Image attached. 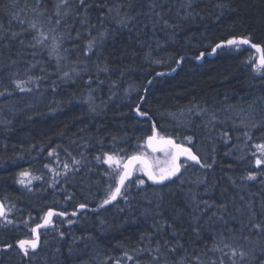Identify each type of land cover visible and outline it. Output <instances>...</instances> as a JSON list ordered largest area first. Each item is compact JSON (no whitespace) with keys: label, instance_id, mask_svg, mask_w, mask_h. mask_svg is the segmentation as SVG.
<instances>
[{"label":"trees","instance_id":"trees-1","mask_svg":"<svg viewBox=\"0 0 264 264\" xmlns=\"http://www.w3.org/2000/svg\"><path fill=\"white\" fill-rule=\"evenodd\" d=\"M58 2L0 0V202L13 221L0 220V247L32 239L30 229L50 209L97 208L116 184L104 153H143L153 162L162 156L145 148L152 125L211 167L186 163L160 187L149 186L136 167L115 204L55 217L39 232L35 254L12 249L0 264H232V248L236 264H264V231L252 228L264 224V165H255L254 147L264 143V69L254 71L249 60L256 55L243 46L222 48L201 66L191 61L232 38L264 46V0H87L86 10L74 6L56 26L48 17ZM35 19L70 33L60 59L31 46L36 33L28 21ZM101 31L104 40L85 56L89 33ZM182 57L175 76L151 79ZM29 77L30 91L15 87L14 80ZM143 95L139 110L148 119L138 120ZM73 158L80 164L65 174L63 164ZM21 172L31 183H17ZM250 173L255 180L246 179Z\"/></svg>","mask_w":264,"mask_h":264},{"label":"snow or ice","instance_id":"snow-or-ice-1","mask_svg":"<svg viewBox=\"0 0 264 264\" xmlns=\"http://www.w3.org/2000/svg\"><path fill=\"white\" fill-rule=\"evenodd\" d=\"M41 0H36L37 6H39ZM15 6V5H13ZM74 6H78L80 8L87 9V0H59L58 3L55 4V13L53 17H48V22L51 23L54 19L55 25L59 26L64 21V17L70 15V13L74 10ZM101 7H104L101 5ZM34 12H36V9H33ZM109 11H112L111 8H109ZM76 15L79 16L81 13L76 12ZM37 18L43 17L44 12H36ZM19 17V13L15 14V18ZM120 23H124L123 20L119 21ZM21 24L25 23V21L21 20ZM81 23H86L85 19L81 20ZM167 23V22H165ZM28 26L30 29L35 31V35L33 36V41L35 42L32 47H35L37 45L41 46L42 48H48L49 49V55H56L58 59H60V51L62 48V45L64 43L65 39H70V33L67 35H60L58 34V28H47L45 29L44 24L40 23L39 19H35L32 21H28ZM94 27V26H93ZM17 35V33H13V38ZM106 33L101 31L98 33L97 36H91L89 33V39L87 40V43L84 47L83 54L87 56L89 52H91L94 48H96L105 38ZM80 33L77 32V39H79ZM227 45H234L237 48H239L240 45H250L251 48L255 49L256 53L258 54V58H250L249 63H251V66L253 67L254 71L260 72L262 69H264V46L258 43H251L249 38L242 37V38H232L225 42ZM223 44H217L213 49L212 52L215 53L218 48H221ZM205 54L201 53L200 56H197L196 59H200ZM177 60L176 63L180 64L181 60ZM253 59L255 62H253ZM105 71L107 69H104ZM176 69H172V71H175ZM64 76L67 77L68 73L65 72ZM13 83L15 84V87L20 91H30L31 89L27 87L28 84L32 83V78L29 77L28 80H14ZM88 83H91V80L88 81ZM4 93L0 92V95H3ZM144 97H141V100H143ZM94 110V109H93ZM137 114L140 116H147L148 114L145 112L139 111V106H137ZM252 127H256V125H252ZM227 136V133L224 134ZM244 135L251 139V136L247 132L244 133ZM189 144L193 142V138L191 136H188L185 138ZM146 147L151 150L152 153L160 152L164 155L165 159L163 161L155 160L150 161L146 155L143 153H137L133 154L127 157V159H124L123 157H120L119 154H109L104 153L102 162L109 166L111 169V173H106V175L115 176L116 184L115 187L112 188L110 186V191L107 193V196L105 199H103V202L98 205V207L103 208L106 205L111 204L113 201L117 199L118 196L122 195V189L125 187V182L129 181L130 177L133 175V171L136 168L137 165H139L140 171L143 172L144 175L148 177L149 180H151L153 183H162L165 180H168L174 176H177L178 173H180L181 168L186 166L187 161L194 162L195 164L200 165V167H211V165H207L201 162L200 157L198 154L193 153L192 149L190 147H185L182 144L176 143L171 138H165L162 136H158L157 130L155 125H153L152 128V135L147 137L146 140ZM254 147L259 152V156H256L255 159V165L259 168L261 165H264V143L256 144ZM54 153L49 152V156H52ZM70 155V154H69ZM255 155V153L253 154ZM185 157V162L180 163V157ZM97 162H101V157L97 156L95 157ZM164 164V167H161V164ZM80 161L76 160L75 158L72 159L71 164L64 163L63 169L65 170V174L68 171H73L74 165H79ZM45 167H48V165H45ZM60 173H57L59 175ZM20 177L22 179H19L17 183H20L22 185H25L26 183H31L30 179H24L29 177V173L27 172H21ZM36 179H39V177H36ZM246 179L248 180H255L256 175L255 174H249ZM137 185H143L144 180L143 179H137L136 181ZM125 199H127L126 196H124ZM86 207L85 204H80L79 208L84 209ZM11 209H6L5 205L3 203H0V219L4 220V223L12 224L13 221L11 219L7 218V213L10 212ZM54 215H58L61 217L67 216V212H54L53 210H48L46 214L43 216L42 220L43 222L41 224H37L35 227H32L30 229L32 233V239H20L16 241L15 245L12 244H5L3 251H7L8 249H11L13 247H16L19 249V252L23 254V256L27 257L29 256V251L35 252L39 246V232L38 230L41 228H46L50 225H52V217ZM72 216L77 215L76 211H73L71 213ZM25 224L28 222L25 221ZM68 223H72L71 220L68 221ZM252 228L256 229L257 231H264V224H258L254 223L252 224ZM63 233H60V236L63 237ZM247 239V237H245ZM223 243V241H222ZM225 248H229L230 245L227 243H224ZM219 251L220 249H216ZM157 253L160 252V247L157 246L155 249ZM175 248H170L169 252H175ZM237 254V249L232 248L231 249V257L232 264H236L235 259H233ZM247 255L246 252L240 251L239 256L241 260L244 259V257ZM128 259H132V257H128ZM154 260H158L157 257H153ZM196 260L199 261V257H196ZM119 264V262H117ZM212 264H216L215 261L212 262ZM219 264H224V261L221 259Z\"/></svg>","mask_w":264,"mask_h":264},{"label":"water","instance_id":"water-1","mask_svg":"<svg viewBox=\"0 0 264 264\" xmlns=\"http://www.w3.org/2000/svg\"><path fill=\"white\" fill-rule=\"evenodd\" d=\"M222 44H223V46H222L221 48H218V49L216 50L215 53H213V52L211 51L210 53L205 54V55H204L203 57H201L199 60H198V59H193V62H194L197 66H201V65L203 64L204 60H213V59L215 58V56H216V53H217L220 49L234 46V45H227L226 43H222ZM240 46L246 47L248 50H250V51H252L253 53H255V55H256L257 58H258V54L256 53L255 49L251 48L250 45H240ZM182 62H183V61L181 60V63H180V64H177V66L174 68V69H176L175 71L156 73V74L153 76L152 79L171 78V77L175 76V74H176L177 71L179 70V68H180V66H181V64H182ZM151 82H152V80H150V81L146 84V89L151 85ZM143 97H144V95H143ZM142 102H143V100H140V102L138 103L137 106H139V108H140V105L142 104ZM137 106H136V108L134 109V117H135L136 119H138V120L148 119L147 116H140V115L137 114ZM139 111H140V110H139ZM152 128H153V125H152ZM151 135H152V134H151ZM146 140H147V139H146ZM145 148H146V151L148 152V154H150V155H157V154H160V152L152 153L151 150L148 149V148L146 147V141H145ZM179 162H180V163L185 162V157H183V156L180 157V161H179ZM187 163H189V164H190L191 166H193V167H198V166H200V165L195 164L194 162H191V161H187ZM136 167H139V165H137ZM180 174H181V171H180V173L177 174V176H174V177H172V178H170V179H168V180H165V181H163L162 183H159V184H157V183H153L151 180L148 179V177H147L146 175H144V176H145V178H146L147 183H148L149 186H152V187H160V186H164V185L170 183L171 181L177 179V178L180 176ZM125 183H126V182H125ZM118 198H119V196H118L117 199H116L115 201H113L111 204L106 205V206H104L103 208H100V207H97V208H88V207H85L84 209H80V208L78 207V208L76 209L77 215H75V216H72L71 213L68 214L67 216H64V217H61V216H58V215H54V216L52 217V221H53V219H54L55 217L62 218V219H67L68 217H70V218H77V217H78L81 213H83V212H88V213H90V214L98 213V212L103 211L104 209H106V208L112 206L113 204H115V203L117 202ZM0 203H1V202H0ZM54 212H56V211H54ZM57 213H58V212H57ZM0 220H2V219H0ZM42 222H43V220L41 221V223H42ZM41 223H40V224H41ZM46 228L51 229L52 227H51V225H50V226H48V227H46ZM43 229H45V228H41V229H39L38 232H40V231L43 230ZM15 244H16V243H15ZM15 244H13V245H15ZM39 247H40V240H39V246H38L37 250H36L35 252H32V251L30 250L29 252L32 253V254H35V253L38 251ZM0 249H3V247H0ZM12 249H16V250L19 251V249L16 248V247H13V248H11V249H8L7 251L0 250V257H1V254H3V253H7V252H9V251L12 250ZM21 254H22V253H21Z\"/></svg>","mask_w":264,"mask_h":264},{"label":"rangeland","instance_id":"rangeland-1","mask_svg":"<svg viewBox=\"0 0 264 264\" xmlns=\"http://www.w3.org/2000/svg\"><path fill=\"white\" fill-rule=\"evenodd\" d=\"M162 153H160V154H157V155H154V156H159V155H161ZM165 159V157H164V155H162V156H160L158 159H156V160H160V161H163ZM153 161V160H152ZM161 167H164L165 165L162 163L161 165H160ZM186 166H184V168H185ZM183 168V167H182Z\"/></svg>","mask_w":264,"mask_h":264},{"label":"bare ground","instance_id":"bare-ground-1","mask_svg":"<svg viewBox=\"0 0 264 264\" xmlns=\"http://www.w3.org/2000/svg\"><path fill=\"white\" fill-rule=\"evenodd\" d=\"M191 61H193V59H191ZM207 61H211V60H207ZM194 63V62H193ZM195 64V63H194ZM176 66H177V64H176ZM172 71V70H171ZM170 72V71H169ZM162 73V72H161ZM155 75V74H154ZM153 78V77H152ZM151 78V79H152ZM162 79V78H161ZM152 80H154V79H152ZM149 82V81H148ZM146 91V86H145V90H144V92Z\"/></svg>","mask_w":264,"mask_h":264}]
</instances>
